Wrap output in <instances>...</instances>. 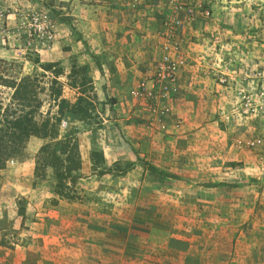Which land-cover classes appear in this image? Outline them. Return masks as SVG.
<instances>
[{
	"label": "rangeland",
	"instance_id": "rangeland-1",
	"mask_svg": "<svg viewBox=\"0 0 264 264\" xmlns=\"http://www.w3.org/2000/svg\"><path fill=\"white\" fill-rule=\"evenodd\" d=\"M199 2L210 8L206 22L210 26L201 28V23L205 22L198 23L203 20L194 17L185 31L180 32L177 52L181 55L188 53V57L192 52L196 55L207 52L201 56L204 63L202 66L201 62L198 64L189 86L190 94L200 101L191 103L194 107L201 104L198 110L204 117L199 122L190 120L187 115L191 113V107L176 105L180 101L176 91L172 101L164 108H157L156 112L150 111L148 106H144L147 103L141 101L149 117L146 118V128L156 132L159 129L156 121L161 118L166 124L163 131L167 128L170 133L177 132L193 148L199 141L197 130L203 129L206 134V145L200 153L203 162L198 167L192 166L191 171L202 174L196 178L204 181L205 185L216 186L219 181L230 184V191L234 192L228 194L223 208L235 207L237 194L240 198L246 195V206L251 207L252 196L260 191L252 185L264 186V0ZM57 3L49 0H0V59L21 62V74L35 78L40 102L36 121L41 124L48 120L47 136L39 138L45 148L37 158L34 154L32 179L54 195L47 197L49 204H55L57 198L69 204L77 203L82 217L71 220V225L79 221L81 227L91 229L88 235L100 234L110 238L114 246H187L195 236L204 241L209 223L214 221V213L204 217L203 210L211 207L212 212H220L219 209L216 211L218 204H211L207 196L193 189L186 178L181 182L166 178L165 171L171 169L169 158L164 159L163 169L159 168L165 176L152 175L149 178L151 176L146 173L147 167H152L149 160L146 162L134 153L128 159L117 146L128 143L114 121L109 120L115 113L113 99L105 98L103 101L102 97L98 100L95 96L100 103L89 100L90 94L85 92L90 90L85 76L87 66L79 65L74 54L69 56L67 69L62 60H49L48 52L55 44L64 56L71 52V44L78 37L72 25L64 23L66 27L62 26ZM165 6L167 8V1ZM194 23L200 28L191 30ZM204 41H213L214 49L199 50L197 46ZM95 65L100 68L96 60ZM2 68L11 70L12 66L0 64V72ZM12 72H6V77H10ZM144 78H136L135 84L125 91V101L134 100L128 92ZM64 87L70 91L67 92L70 98L74 97L72 102L63 96ZM71 92L78 94L75 96ZM11 94L12 89L0 85L1 109L20 108L11 99ZM208 97L211 100L207 101ZM60 100L67 106L59 108ZM106 101L109 106L105 107ZM185 109L188 110L187 115L181 112ZM62 121L66 122L64 127L60 126ZM71 144L76 151L70 148ZM114 145L118 156L111 159L104 153L114 149ZM25 146L22 156L9 162L24 160L27 156ZM252 159L254 164H251ZM249 168L260 176V183L251 177ZM245 177L247 182H241ZM243 184L242 191L235 190ZM213 192L218 200L229 191L215 189ZM130 196H133V202L128 201ZM24 205L20 200L18 210L22 211ZM161 227L178 235L164 233ZM130 233H136L134 236L138 238L127 237L133 236ZM83 235L88 237L85 232Z\"/></svg>",
	"mask_w": 264,
	"mask_h": 264
},
{
	"label": "crops",
	"instance_id": "crops-1",
	"mask_svg": "<svg viewBox=\"0 0 264 264\" xmlns=\"http://www.w3.org/2000/svg\"><path fill=\"white\" fill-rule=\"evenodd\" d=\"M49 1L58 2L62 26L66 27L64 23L72 25L78 35L75 43L71 44V52L63 56V52H59L55 44L48 52L49 60L60 59L67 69L69 56L74 54L79 65L87 66L85 76L90 90L85 92L90 94L88 99L92 102H97L96 99L100 100L101 97L103 101L105 98L113 99L115 113L109 120L114 121L128 143L117 144L122 154L128 159L134 153L146 162L149 160L156 170L163 169L161 165L164 159L169 158L171 169L165 171L168 175L166 178L173 179L174 182H181L186 178L193 189L196 188L207 196L211 204L216 202V211L219 209L220 212H212L211 207L203 210L204 217L214 213V221L209 223L204 241L195 236L187 246H114L110 238L100 234L88 235L91 229L81 227L79 221L71 225V220L82 217L77 203L69 204L57 198L55 204H49L47 197L51 193L32 179L34 154L42 140L29 137L25 146L26 158L6 163L4 169L0 170V264H264V186L256 183L252 185L260 188V191L252 196L251 207L246 206V195H241L240 198L237 194L235 207L223 208L228 194L234 192L230 191V184L219 181L216 186L205 185L204 181L200 182L196 178L202 174L191 171L192 166L198 167L203 162L202 154L200 155L206 145L203 129L197 130L199 141L193 148L186 143L187 140L182 139V135L173 131L170 133L167 128L163 132L159 129L156 132L149 131L146 128L148 112L143 103L125 101V91L135 84L136 78H146L151 74L152 64L161 53V21L168 12L166 0ZM132 3H135L134 6H131ZM207 20L198 21L205 22L201 23V28L210 26L207 25ZM196 24L191 30L200 28ZM213 44V41H204L197 47L199 50H209L214 49ZM205 53L207 52L196 55L192 52L189 57L188 53L183 54L188 61L177 80L180 101L176 105L191 107L189 115L187 109L181 112L196 122L202 121L204 116L198 110L201 104L194 107L191 103L200 101L190 94L189 86L198 64L201 62L202 66L204 63L201 56ZM54 54L57 56H53ZM95 60L100 68L96 67ZM188 63H192L191 66ZM67 89L64 87L63 96L72 102L74 97L70 98L67 94L70 91ZM214 89L216 90V86ZM209 100L211 98L208 97L207 101ZM104 105L109 106V103L106 101ZM77 123L81 125V122ZM113 147L114 149L110 148L108 153H104L111 159L118 156L115 155V145ZM251 164H254L253 159ZM146 171L151 176L149 178L152 175L159 176ZM248 172H251V177L257 183L261 182L254 169L249 168ZM246 178H242L241 182H247ZM242 186L244 184L237 186L235 190L242 191ZM215 189L229 192L217 200L213 192ZM52 196L54 195L51 194ZM132 197L128 201L133 202ZM20 200L25 204L22 211L18 210ZM107 217L112 218L109 214ZM216 217L219 220H215ZM151 225L155 228L154 224ZM160 229L164 233L170 232L162 227ZM152 231L157 232L156 229ZM84 232L87 238H84ZM173 233L171 230L170 234L174 235ZM130 234L133 236L127 237L138 238L134 236L136 233Z\"/></svg>",
	"mask_w": 264,
	"mask_h": 264
},
{
	"label": "built area",
	"instance_id": "built-area-1",
	"mask_svg": "<svg viewBox=\"0 0 264 264\" xmlns=\"http://www.w3.org/2000/svg\"><path fill=\"white\" fill-rule=\"evenodd\" d=\"M166 1L168 12L162 19L161 53L153 63L151 74L128 92L129 97L134 100L145 101L147 104L144 106H148L152 112H156L157 108L166 107L177 91L179 73L186 65V57L177 52L180 32L185 31L186 25L193 21L194 17L206 20L210 16V8H206L199 0ZM156 123L160 131L165 129L164 120L158 118ZM65 125L66 122L62 121L60 126Z\"/></svg>",
	"mask_w": 264,
	"mask_h": 264
},
{
	"label": "trees",
	"instance_id": "trees-1",
	"mask_svg": "<svg viewBox=\"0 0 264 264\" xmlns=\"http://www.w3.org/2000/svg\"><path fill=\"white\" fill-rule=\"evenodd\" d=\"M0 64L12 66L11 70L2 68L0 72V85L12 89L11 99L15 100L20 108L10 109V107L0 108V169L5 166L6 162L20 157L23 154L24 146L30 136L36 138H45L47 136L48 120L38 124L36 115L39 112V99L37 98V87L34 77H26L21 74L22 64L19 61L11 60L7 62L0 59ZM12 72L10 77H6V72ZM1 75V73H3ZM113 102V101H111ZM79 104V101H76ZM60 106H67L63 101H59ZM76 110L73 108V111ZM62 111V110H60ZM68 137V136H67ZM73 141V139H72ZM71 149L76 151L73 144ZM45 148V144L41 145L36 152L39 153ZM76 158H77V153ZM147 170L156 174L163 175V172L148 166ZM35 173V168H34Z\"/></svg>",
	"mask_w": 264,
	"mask_h": 264
}]
</instances>
